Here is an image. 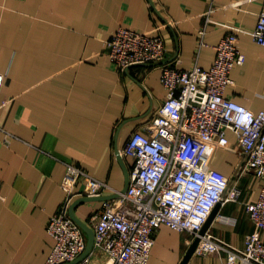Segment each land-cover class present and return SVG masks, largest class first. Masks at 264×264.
Segmentation results:
<instances>
[{
	"label": "crops",
	"instance_id": "0c3cea01",
	"mask_svg": "<svg viewBox=\"0 0 264 264\" xmlns=\"http://www.w3.org/2000/svg\"><path fill=\"white\" fill-rule=\"evenodd\" d=\"M214 2L206 17L211 0H0V264L46 263L54 245L47 224L65 199L67 164L124 189L134 161L121 163L116 152L166 100L164 63L210 69L216 46L236 28L246 61L233 69L225 95L256 114L264 111V46L251 35L264 0ZM120 27L161 35L165 60L120 73L106 46ZM228 138L229 148L208 149L209 166L237 182L242 196L221 206L208 230L241 248L255 230L241 202L257 200L263 183L250 172L240 176L237 132ZM102 202L79 205L75 214L91 225ZM190 240L163 225L149 264H180ZM105 261L96 257L94 264ZM226 263L225 254H195L188 264Z\"/></svg>",
	"mask_w": 264,
	"mask_h": 264
},
{
	"label": "built area",
	"instance_id": "2783aa9c",
	"mask_svg": "<svg viewBox=\"0 0 264 264\" xmlns=\"http://www.w3.org/2000/svg\"><path fill=\"white\" fill-rule=\"evenodd\" d=\"M217 8L214 0L206 13ZM236 28L228 31L216 46L210 69L198 65L182 70L174 63L162 65L161 83L167 98L143 131L134 132L122 149V158L134 161L125 193L94 178L83 167L70 163L63 182L66 196L49 219L47 231L54 245L45 264H69L87 248L84 230L71 218L70 208L82 197L119 194L102 202L92 216L94 247L78 264H149L156 234L169 226L190 236V245L200 237L195 254L226 255V264H264V111L254 113L225 95L234 84L233 69L243 65L246 56L240 47ZM207 27L199 32L205 42ZM251 35L264 46V9ZM108 57L120 73L136 66L160 65L166 57L164 38L120 27L106 42ZM5 75L0 73V93ZM238 135L244 172L261 181L257 200L241 202L255 226L244 246L234 247L209 230L201 235L218 204L239 202L242 190L223 172L209 166L211 147L227 149L228 132ZM84 184L80 191L76 188Z\"/></svg>",
	"mask_w": 264,
	"mask_h": 264
},
{
	"label": "water",
	"instance_id": "95a60500",
	"mask_svg": "<svg viewBox=\"0 0 264 264\" xmlns=\"http://www.w3.org/2000/svg\"><path fill=\"white\" fill-rule=\"evenodd\" d=\"M117 154V158L119 159V161L122 163L123 162V158L120 155L119 151L117 150L116 152ZM130 183V178H129V174H126V184L124 189L121 191L122 193H125L128 189ZM119 194H114V195H109V196H102V197H82L77 199L73 205L70 208V216L71 218L84 230L88 242H87V248L85 250V252L74 262L69 263V264H78L80 261H82L86 256H88L91 251L93 250L94 247V232L92 230V228L85 223L84 221H82L76 214H75V210L77 209V207L79 205H82L84 203H88V202H92V201H105V200H112L115 199L116 197H118ZM221 204H218L216 206V208L213 210L210 218L208 219L207 223L205 224L203 230L201 231V235L205 234V232L208 230L209 224L210 222L214 219V217L216 216L218 210L220 209ZM200 242V237H197L192 244L189 246L188 250L186 251L182 261L180 264H188L190 262V260L192 259V257L195 255V251L196 248L198 246Z\"/></svg>",
	"mask_w": 264,
	"mask_h": 264
},
{
	"label": "rangeland",
	"instance_id": "374dc122",
	"mask_svg": "<svg viewBox=\"0 0 264 264\" xmlns=\"http://www.w3.org/2000/svg\"><path fill=\"white\" fill-rule=\"evenodd\" d=\"M97 257H101V255H98Z\"/></svg>",
	"mask_w": 264,
	"mask_h": 264
}]
</instances>
